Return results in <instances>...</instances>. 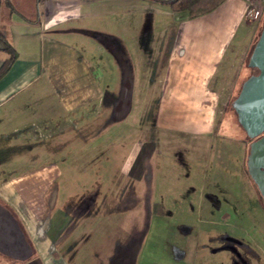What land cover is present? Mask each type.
I'll return each instance as SVG.
<instances>
[{"label":"rangeland","instance_id":"374dc122","mask_svg":"<svg viewBox=\"0 0 264 264\" xmlns=\"http://www.w3.org/2000/svg\"><path fill=\"white\" fill-rule=\"evenodd\" d=\"M97 3L99 13L125 7L124 17L104 16L94 26L121 42L125 54L116 47L114 57L99 48L75 47L88 62L101 59L102 79L95 86L89 79L94 74L85 76L84 56L45 58L53 92L66 104L63 111L55 109L54 94L27 103L18 96L15 107L0 117V162L7 163L8 155L11 164L0 170L10 166L21 172L43 166L39 161L58 162L64 182L57 201L79 219L70 224L72 238L60 255L48 252L47 262L37 255L15 264H217L224 260L210 254L214 248L241 246L227 238L229 233L246 237L259 253L257 264H264V207L244 172L247 144L191 137L163 128L167 124L159 119L154 128L167 65V48H159L161 31L172 34L178 12L159 0ZM146 9L151 16H145ZM144 19L151 32L139 31ZM248 53L233 95L242 78L255 73L245 68ZM125 81L129 95L122 112ZM231 100L217 114L214 134H239L225 119ZM39 103H45L42 118ZM52 195L47 190L45 201ZM0 264L11 263L0 255Z\"/></svg>","mask_w":264,"mask_h":264},{"label":"crops","instance_id":"0c3cea01","mask_svg":"<svg viewBox=\"0 0 264 264\" xmlns=\"http://www.w3.org/2000/svg\"><path fill=\"white\" fill-rule=\"evenodd\" d=\"M8 1L11 8L5 4L0 7V34L16 52V59L0 79V117L6 113L7 108L15 107L13 100L18 96H22L20 100L27 103L54 94L49 81L51 69L45 58L56 56L59 60L69 55V59L76 61L73 54L80 53L75 47L82 44L99 48L105 56L114 57L111 51L114 47L121 48V54H125L121 42H114L112 35L94 27L104 16L111 18L116 14L124 17L123 6L117 11L106 9L99 13L97 0ZM159 1L164 3L166 0ZM246 10L244 0H224L211 12L195 18L178 12L172 34L167 36V29L161 31L159 48H167V65L154 128L158 127L159 119L167 124L163 128L187 132L191 137L242 144L234 137L213 132H218L215 129L216 116L233 95L241 65L255 38L260 20L246 18ZM144 14L151 16V10H144ZM150 28V23L144 19L139 31L151 32ZM79 56H84V62L87 63L86 78L94 74L89 79H93V86L95 83L97 85L99 79H102L101 59L96 56L88 62L85 53ZM6 58L0 44V67ZM111 61L115 62V58ZM119 74L121 77V71ZM97 93L95 91V95ZM54 96L55 109L63 111L66 104L59 96ZM43 106L45 103H39L38 111L42 112L40 118L43 117ZM72 110L75 107L69 111ZM159 126L162 127V124ZM4 158H7V163L0 162V166L10 164V157L6 155ZM39 164L43 166L29 167V170L21 172L10 166L0 170V202L14 212L36 255L47 262L51 259L46 258L48 252L60 255L64 251L68 239L72 238L70 224L78 223L79 219L65 213L60 207H63V203L57 201V192H60L64 182L58 162L47 161L46 164L39 161ZM47 190H53L51 202L44 199ZM46 206L49 207L48 216L45 213ZM225 235L230 241L234 240L235 245L240 241L241 246L214 248L210 254H220L219 257L224 260L217 264H235L236 256L240 258L237 264H257L259 253L245 242L246 237L243 240L234 234ZM176 257L179 258V255ZM169 261L172 263L171 258Z\"/></svg>","mask_w":264,"mask_h":264},{"label":"water","instance_id":"95a60500","mask_svg":"<svg viewBox=\"0 0 264 264\" xmlns=\"http://www.w3.org/2000/svg\"><path fill=\"white\" fill-rule=\"evenodd\" d=\"M247 67L256 73L247 77L230 107L236 122L249 140L245 158L246 173L264 205V20L247 59ZM120 109L126 111L128 81L123 83ZM122 114V113H121ZM0 255L13 261L28 260L32 251L14 219L0 208Z\"/></svg>","mask_w":264,"mask_h":264},{"label":"trees","instance_id":"16d2710c","mask_svg":"<svg viewBox=\"0 0 264 264\" xmlns=\"http://www.w3.org/2000/svg\"><path fill=\"white\" fill-rule=\"evenodd\" d=\"M223 1L224 0H166L164 3L169 7V9L172 12H184V13L187 14V17H189V18H195L197 16L204 15V14H207V13L211 12L219 4H221ZM3 4H5L8 8H11V4L9 3L8 0H0V7ZM263 20H264V10H263L262 15H261V18H260V24H259V30H258V33H257V37L259 35V32H260V29H261ZM257 37H256V39H257ZM256 39L254 40L253 44L255 43ZM0 44L2 46V51L7 55V58L3 61L2 65L0 67V79H1L8 72L9 68L11 67V65L13 64V62L15 61V59H16V52L13 50V48L10 45L7 44V42L4 40V38H3V36L1 34H0ZM253 44H252V46H253ZM252 46L250 48V51L252 49ZM246 64H247V60H246ZM246 64H245V68L247 70H251L250 68L247 67ZM253 71L256 73V70H253ZM250 75H253V74H249L248 76L242 78V80H241V82H240V84H239L236 92L232 96V100L237 95L241 83L247 77H249ZM230 104H231V102H230ZM230 104H229V109H227V111H229V113L226 114V118H225L226 121L229 123L228 124L229 125L228 129H232V131H234V129L237 128V130L239 131V134L237 133V131H236L235 134H232V132L228 133L227 131L226 132H223L222 134H228L227 135L228 137H234L237 140L241 141V143H245L248 146V144L252 140H249L246 137V135L244 134V132L241 130L240 126L237 124V122H236V116H235L233 110L231 109ZM244 172H245V174H246L249 182L251 183V186H252V188H253V190H254V192H255L258 200L263 205L262 200H261V198H260V196H259V194H258V192L256 190V187L254 186V184L249 179V177H248V175L246 173L245 162H244ZM0 207L3 208L4 210H6L11 215V217L15 220V222H16L19 230L21 231V233H22L25 241L27 242V244L29 245V247L31 248V250L33 252L32 257L37 256L36 253H35V251H34V249H33V247H32V245H31V243H30V241H29V239L26 236V233H25L23 227L21 226L20 221L18 220V218L14 214V212L7 205H5L2 202H0ZM263 207H264V205H263ZM158 213H160V212L158 211ZM8 260L10 261L11 264L17 263L16 261H12L10 259H8Z\"/></svg>","mask_w":264,"mask_h":264},{"label":"built area","instance_id":"2783aa9c","mask_svg":"<svg viewBox=\"0 0 264 264\" xmlns=\"http://www.w3.org/2000/svg\"><path fill=\"white\" fill-rule=\"evenodd\" d=\"M247 10L245 11V17L250 20H259L263 12L264 0H244Z\"/></svg>","mask_w":264,"mask_h":264},{"label":"flooded vegetation","instance_id":"af4514ba","mask_svg":"<svg viewBox=\"0 0 264 264\" xmlns=\"http://www.w3.org/2000/svg\"><path fill=\"white\" fill-rule=\"evenodd\" d=\"M138 245V244H137Z\"/></svg>","mask_w":264,"mask_h":264}]
</instances>
